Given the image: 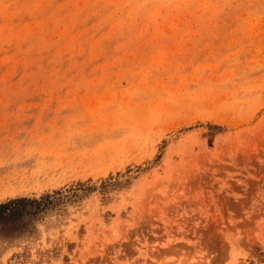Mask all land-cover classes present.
Instances as JSON below:
<instances>
[{"label":"rangeland","instance_id":"374dc122","mask_svg":"<svg viewBox=\"0 0 264 264\" xmlns=\"http://www.w3.org/2000/svg\"><path fill=\"white\" fill-rule=\"evenodd\" d=\"M16 200L0 264H264V0H0Z\"/></svg>","mask_w":264,"mask_h":264},{"label":"trees","instance_id":"16d2710c","mask_svg":"<svg viewBox=\"0 0 264 264\" xmlns=\"http://www.w3.org/2000/svg\"><path fill=\"white\" fill-rule=\"evenodd\" d=\"M40 202L41 201H39V202L34 201V203H37V205H39ZM24 203H25V200H16V201H11L9 204L0 206V214H2V212L6 211L7 209H10L13 206H19V205L24 204Z\"/></svg>","mask_w":264,"mask_h":264},{"label":"bare ground","instance_id":"6f19581e","mask_svg":"<svg viewBox=\"0 0 264 264\" xmlns=\"http://www.w3.org/2000/svg\"><path fill=\"white\" fill-rule=\"evenodd\" d=\"M242 264H245V263H242Z\"/></svg>","mask_w":264,"mask_h":264}]
</instances>
